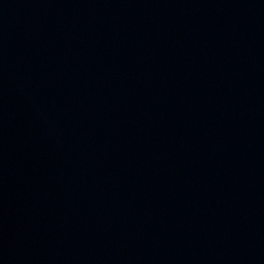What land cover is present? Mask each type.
I'll return each mask as SVG.
<instances>
[{
	"label": "water",
	"instance_id": "95a60500",
	"mask_svg": "<svg viewBox=\"0 0 264 264\" xmlns=\"http://www.w3.org/2000/svg\"><path fill=\"white\" fill-rule=\"evenodd\" d=\"M0 264H264V0H0Z\"/></svg>",
	"mask_w": 264,
	"mask_h": 264
}]
</instances>
